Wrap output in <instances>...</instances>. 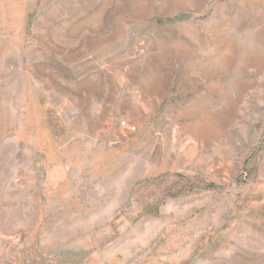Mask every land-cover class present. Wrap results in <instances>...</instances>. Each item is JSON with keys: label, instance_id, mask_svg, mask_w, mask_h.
<instances>
[{"label": "rangeland", "instance_id": "1", "mask_svg": "<svg viewBox=\"0 0 264 264\" xmlns=\"http://www.w3.org/2000/svg\"><path fill=\"white\" fill-rule=\"evenodd\" d=\"M153 258L264 264V0H0V264Z\"/></svg>", "mask_w": 264, "mask_h": 264}, {"label": "crops", "instance_id": "2", "mask_svg": "<svg viewBox=\"0 0 264 264\" xmlns=\"http://www.w3.org/2000/svg\"><path fill=\"white\" fill-rule=\"evenodd\" d=\"M88 148L91 149L90 147L93 145L94 142L88 141ZM73 162H77L80 163L82 165H97L98 164V157L96 156H84L81 158H72V163ZM84 170V168H80L79 170H70V174H73V176H76L77 172H82ZM89 171H92V168H89ZM69 181V180H67ZM75 181H72V188H78L79 184L75 185ZM96 184V183H95ZM90 198L89 201L87 203L85 202H80V198L78 196H75L72 192V197L75 199L74 201V209L72 208V218L70 220H68V225H66V227H76V225H74V223H80L82 220H88V218H90L91 221H97L100 219V215L102 216L105 213H112L115 210V207H117V203L116 200L118 202V199L114 197V195H107V197H105V192L102 191H97V190H92V192H90ZM81 214V213H89V217L87 218H79L74 217L73 214ZM89 227H95V225H89ZM143 264H164L162 262H160L159 260H155L150 259L147 261H144Z\"/></svg>", "mask_w": 264, "mask_h": 264}, {"label": "built area", "instance_id": "3", "mask_svg": "<svg viewBox=\"0 0 264 264\" xmlns=\"http://www.w3.org/2000/svg\"><path fill=\"white\" fill-rule=\"evenodd\" d=\"M123 125L125 126V125H126V123L124 122V123H123ZM133 130H135V128H133Z\"/></svg>", "mask_w": 264, "mask_h": 264}]
</instances>
